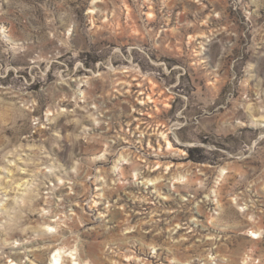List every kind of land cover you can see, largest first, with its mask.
Wrapping results in <instances>:
<instances>
[{"label": "rangeland", "instance_id": "374dc122", "mask_svg": "<svg viewBox=\"0 0 264 264\" xmlns=\"http://www.w3.org/2000/svg\"><path fill=\"white\" fill-rule=\"evenodd\" d=\"M58 249L264 264V0H0V264Z\"/></svg>", "mask_w": 264, "mask_h": 264}, {"label": "bare ground", "instance_id": "6f19581e", "mask_svg": "<svg viewBox=\"0 0 264 264\" xmlns=\"http://www.w3.org/2000/svg\"><path fill=\"white\" fill-rule=\"evenodd\" d=\"M169 142V147L170 148H174V146L172 145V142L169 140L168 141ZM169 148V149H170ZM138 176V175H137ZM183 178V177H182ZM186 178V177H185ZM162 178H159V179H156V180H152V181H150L149 183H150V185H153V184H158L159 183V185H160V183L163 181V179L161 180ZM160 181V182H156V181ZM180 180V179H179ZM255 233V232H254ZM71 254H72V256L74 257L73 259V261L75 262L74 264H90L89 262H86V263H82L81 261H80V259L78 258V257H76L75 256V253H73V252H71ZM62 260H63V250L62 249H58L57 250V252H56V254L53 256V258L51 259V262H50V264H64V261H63V263H62Z\"/></svg>", "mask_w": 264, "mask_h": 264}]
</instances>
